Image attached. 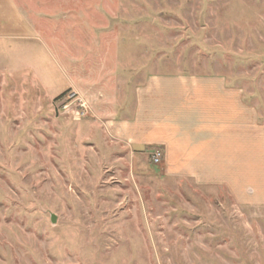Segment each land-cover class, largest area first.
<instances>
[{
    "label": "rangeland",
    "instance_id": "rangeland-1",
    "mask_svg": "<svg viewBox=\"0 0 264 264\" xmlns=\"http://www.w3.org/2000/svg\"><path fill=\"white\" fill-rule=\"evenodd\" d=\"M61 2L41 45L0 43V264H264V205L167 179L40 90L102 60L219 76L264 113V0Z\"/></svg>",
    "mask_w": 264,
    "mask_h": 264
},
{
    "label": "crops",
    "instance_id": "crops-1",
    "mask_svg": "<svg viewBox=\"0 0 264 264\" xmlns=\"http://www.w3.org/2000/svg\"><path fill=\"white\" fill-rule=\"evenodd\" d=\"M57 12L61 0H0V43L41 45L47 33L54 36L48 14ZM98 65L96 73H76L67 89L87 100L86 122L127 158L159 150L167 179L224 189L237 204L264 205V113L243 88L219 76H144L142 68ZM40 90L50 101L64 91Z\"/></svg>",
    "mask_w": 264,
    "mask_h": 264
},
{
    "label": "built area",
    "instance_id": "built-area-1",
    "mask_svg": "<svg viewBox=\"0 0 264 264\" xmlns=\"http://www.w3.org/2000/svg\"><path fill=\"white\" fill-rule=\"evenodd\" d=\"M56 109L63 115H67L69 119L80 122L89 115L90 109L87 100L75 91H68L59 95L54 99ZM162 155L159 150L152 153V162L157 165L161 162Z\"/></svg>",
    "mask_w": 264,
    "mask_h": 264
},
{
    "label": "trees",
    "instance_id": "trees-1",
    "mask_svg": "<svg viewBox=\"0 0 264 264\" xmlns=\"http://www.w3.org/2000/svg\"><path fill=\"white\" fill-rule=\"evenodd\" d=\"M56 99V98H55Z\"/></svg>",
    "mask_w": 264,
    "mask_h": 264
}]
</instances>
